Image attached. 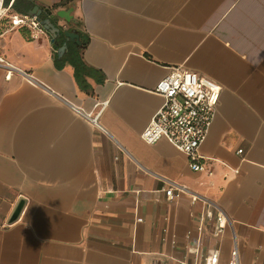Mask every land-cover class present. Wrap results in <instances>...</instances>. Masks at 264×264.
Returning <instances> with one entry per match:
<instances>
[{
  "label": "crops",
  "instance_id": "1",
  "mask_svg": "<svg viewBox=\"0 0 264 264\" xmlns=\"http://www.w3.org/2000/svg\"><path fill=\"white\" fill-rule=\"evenodd\" d=\"M14 1L74 30L90 74L82 88L56 66L63 39L0 22V264H203L213 250L227 264L234 246L264 264V0ZM174 66L221 87L201 171L140 138ZM168 182L186 191L169 201ZM202 199L225 214L221 234Z\"/></svg>",
  "mask_w": 264,
  "mask_h": 264
},
{
  "label": "built area",
  "instance_id": "2",
  "mask_svg": "<svg viewBox=\"0 0 264 264\" xmlns=\"http://www.w3.org/2000/svg\"><path fill=\"white\" fill-rule=\"evenodd\" d=\"M10 6V3L5 5V0H0V22L8 18L11 26L43 30L35 16L13 13ZM23 74L33 80L28 74ZM152 92L161 96L163 101L140 133V138L147 144L156 143L161 139L168 141L188 157L191 169L203 170V165L198 162L201 158L198 148L213 121L221 92L220 85L182 66H174L170 67L168 74L155 84ZM91 121L98 126L96 118H92ZM237 152L241 153V150ZM185 191L183 186L168 182L164 193L167 200L174 201ZM190 200L196 202L200 198L190 194ZM202 200L206 206L204 221L214 222V233L221 234L227 223L225 214L212 202ZM201 228L202 226H199L197 229ZM217 259L218 251L213 250L206 256L203 264H217ZM227 264H239L236 246L231 250Z\"/></svg>",
  "mask_w": 264,
  "mask_h": 264
},
{
  "label": "water",
  "instance_id": "3",
  "mask_svg": "<svg viewBox=\"0 0 264 264\" xmlns=\"http://www.w3.org/2000/svg\"><path fill=\"white\" fill-rule=\"evenodd\" d=\"M48 13L50 15V12L48 10H41L38 6L33 5L30 9L26 11V15L29 16H35L36 19L39 21L40 25L42 26V29L45 30L50 35V43L53 45L57 44V41L62 35V39L64 40L61 45L56 50V56L57 58H60L63 52L66 49V43L67 42H74L77 44H80L79 41V35L72 29L62 31L59 27L55 26L48 17L43 18L44 13ZM64 12H58L57 15L63 17L64 21L68 23L70 21L69 18L66 16H63ZM51 16V15H50ZM25 204V199L22 197L18 199L15 206L13 207L11 214L7 220V224L13 223L17 218L19 217L23 206Z\"/></svg>",
  "mask_w": 264,
  "mask_h": 264
},
{
  "label": "trees",
  "instance_id": "4",
  "mask_svg": "<svg viewBox=\"0 0 264 264\" xmlns=\"http://www.w3.org/2000/svg\"><path fill=\"white\" fill-rule=\"evenodd\" d=\"M8 4V0H5V5ZM17 5V0L14 1L12 4V8ZM46 16H43L45 18ZM62 39V35L59 38V40ZM58 40V41H59ZM57 41V42H58ZM66 52L63 54V56L57 60L55 59V64L57 67H62L65 63L69 64L73 68L74 72V78L76 82L81 86L82 88L86 87L84 76L90 74L89 68L84 64L81 52L85 47V42H82L80 44L74 43V42H68Z\"/></svg>",
  "mask_w": 264,
  "mask_h": 264
}]
</instances>
